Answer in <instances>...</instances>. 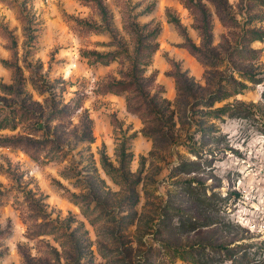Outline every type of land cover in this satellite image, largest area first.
Here are the masks:
<instances>
[{"label": "rangeland", "instance_id": "rangeland-1", "mask_svg": "<svg viewBox=\"0 0 264 264\" xmlns=\"http://www.w3.org/2000/svg\"><path fill=\"white\" fill-rule=\"evenodd\" d=\"M196 1L210 43L186 0H0V120L28 111L0 129V264H264V0ZM135 61L172 114L129 110Z\"/></svg>", "mask_w": 264, "mask_h": 264}, {"label": "trees", "instance_id": "trees-1", "mask_svg": "<svg viewBox=\"0 0 264 264\" xmlns=\"http://www.w3.org/2000/svg\"><path fill=\"white\" fill-rule=\"evenodd\" d=\"M212 4L215 6L216 11L218 15L220 16V19L224 20V14L226 13V8L228 6L227 0H210ZM186 4L190 8H194L196 10H199L201 12V17L198 18V25L197 28L201 32V36L203 40L206 43L212 42V28H211V21L209 18V15L206 13V10L203 8V5L199 1L196 0H186ZM101 13L103 17L106 15V8L101 4ZM169 20L174 23L181 32L184 33V29L182 28V25L180 21L176 18H171L170 15ZM144 28H148V24L143 26ZM137 29V28H136ZM139 31L137 30V33ZM159 30L158 28H154L152 30H149L147 32V35L145 37H142L141 34L138 36V45L136 47V55L139 57H143L146 55H143V52L146 50L149 51V55H151L155 51L156 43L153 41L155 40V37L157 36ZM185 34L186 43L184 46L188 47L190 52L192 54H197L200 52V48L195 45V43L192 42V40ZM259 39L264 38V34L260 33L258 35ZM147 40H152L151 43H148ZM205 54V53H204ZM97 55H100L97 53ZM106 56V55H103ZM149 65V62L143 64L142 66H139L138 62H134L132 64V69L129 74H127V80H119L115 81V84L113 86H116L120 88L119 92H126L127 93V103L129 110L138 113L140 116L145 113H147L149 116L154 114H161L162 116L167 114V111L172 114V111H170V105L172 103L167 100L166 98L162 97L160 94L155 93L151 94V89L154 85L155 78L153 75H146L147 66ZM176 88L178 92H186V93H192L194 91V88L201 89L202 86L200 84H197L195 79L193 77H187L184 74L176 75ZM0 90L7 94H13L15 93L12 88L8 85H0ZM118 92V91H116ZM133 101H136L133 103ZM4 107H0V110H2ZM147 108H149V111H146ZM13 113V114H10ZM28 111H22L20 110H14L12 112L9 111V121L7 120V117H3L0 120V129L10 128V129H16L18 125L23 124L26 122L28 117ZM147 115V116H148ZM143 116L142 119L144 118ZM40 128V127H37ZM36 127H32L31 130L28 132L29 134H35ZM86 133L89 135L92 139V131L91 127L88 125L86 127ZM25 143V147H23L27 152H31L36 148L37 144L39 143L36 139L32 137H18L15 139H9L6 138L2 141V145L9 144H22ZM35 160H38L37 153H30ZM40 232V231H39ZM42 232V231H41ZM42 234V233H40Z\"/></svg>", "mask_w": 264, "mask_h": 264}]
</instances>
